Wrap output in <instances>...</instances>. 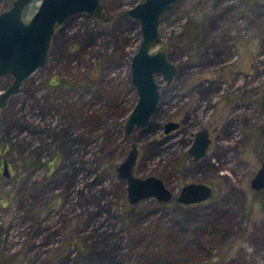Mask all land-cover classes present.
Returning <instances> with one entry per match:
<instances>
[{"label": "rangeland", "instance_id": "obj_1", "mask_svg": "<svg viewBox=\"0 0 264 264\" xmlns=\"http://www.w3.org/2000/svg\"><path fill=\"white\" fill-rule=\"evenodd\" d=\"M12 1L0 0V13ZM141 1L100 0L104 19L57 26L46 63L0 110V264H264V188L251 181L264 162V0L166 10L150 49L177 72L171 84L155 75L158 108L127 133L142 39L127 12ZM41 2L26 6L25 21ZM10 82L0 76V92ZM170 120L181 127L169 135ZM201 127L212 141L194 162L187 151ZM135 145L133 175L161 179L169 201L130 203L117 167ZM190 181L213 195L179 202Z\"/></svg>", "mask_w": 264, "mask_h": 264}, {"label": "water", "instance_id": "obj_2", "mask_svg": "<svg viewBox=\"0 0 264 264\" xmlns=\"http://www.w3.org/2000/svg\"><path fill=\"white\" fill-rule=\"evenodd\" d=\"M32 0H13L11 6L0 13V76H11V82L0 92V110L8 99L20 90L21 83L38 67L44 65L49 55L51 39L55 28L68 18L83 14L104 19L103 6L100 0H42L38 10L30 21L23 19L26 6ZM177 0H143L127 12L137 20L141 28V42L138 51L133 55L131 69L132 81L138 91L137 103L127 117L126 132L130 133L134 126L145 127L155 114L160 103L161 89L155 75H162L170 84L177 72L175 65L169 60L164 50L151 52V45L159 39L160 23L163 13L170 9ZM260 106L264 112V92ZM178 122L168 121L165 132L177 128ZM264 134V126L262 128ZM209 133L201 131L190 147L195 159L205 154L210 144ZM138 149L135 146L118 167V175L127 180V197L130 203L156 197L158 200L169 201L173 198L161 179H146L133 175ZM8 175L7 165L4 168ZM252 187L264 188V162L254 175ZM211 189L204 184L190 183L186 185L178 198L184 203L201 202L211 197ZM264 213V203L262 204ZM135 264V263H131Z\"/></svg>", "mask_w": 264, "mask_h": 264}, {"label": "flooded vegetation", "instance_id": "obj_3", "mask_svg": "<svg viewBox=\"0 0 264 264\" xmlns=\"http://www.w3.org/2000/svg\"><path fill=\"white\" fill-rule=\"evenodd\" d=\"M9 77H11V76H9ZM12 79V78H11ZM174 80V79H173ZM173 80H172V82H173ZM171 82V83H172ZM170 83V84H171ZM184 92V91H183ZM261 102V101H260ZM171 121V120H170ZM177 121V120H176ZM176 121H174V122H176ZM178 122V126H177V128H175V129H173V130H171V132H168V134L170 135V134H173V133H177L178 132V130H179V128L181 127V122L180 121H177ZM216 126V129H217V131H219V128L217 127V125H215ZM263 126V125H262ZM164 128H165V125H164ZM165 130V129H164ZM201 131H206V132H208L209 133V139L211 140V130L209 129H207L206 127H201V128H199L198 129V131H197V133L194 135V137H193V140H192V142L190 143V146L189 147H191V145L195 142V139H196V137L198 136V134L201 132ZM165 132V131H164ZM166 133V132H165ZM261 134H263V132H262V130H261ZM263 136H264V134H263ZM212 141V140H211ZM211 141H210V144H211ZM210 144L208 145V147L205 149V154L204 155H201L198 159H195V156H196V154L195 153H192V152H190L189 151V149L190 148H188V155H190L191 157H193V160H194V162H198V161H200L201 159H204V157L206 156V153H207V150H208V148H209V146H210ZM6 162H4V164H3V171H4V168L6 167ZM261 165H262V163H261ZM261 166H259L258 168H257V171H256V173L258 172V169L260 168ZM8 170V169H7ZM4 173H5V171H4ZM255 173V174H256ZM254 174V175H255ZM6 175V174H5ZM8 176V175H7ZM254 177V176H253ZM190 183H195V184H204V185H207V186H209L210 187V189H211V194L213 195V192H214V190H215V188H214V186L212 185V184H209V183H198V182H195V181H190V182H186V183H184V185L180 188V190H179V193H178V197H177V200H178V198L180 197V193H181V191H182V189L186 186V185H190ZM211 195V196H212ZM207 200V199H206ZM179 201V200H178ZM204 201V200H203ZM180 202V201H179ZM182 202V201H181ZM184 203V202H183ZM194 203H198V202H194ZM187 204H190V203H187Z\"/></svg>", "mask_w": 264, "mask_h": 264}]
</instances>
